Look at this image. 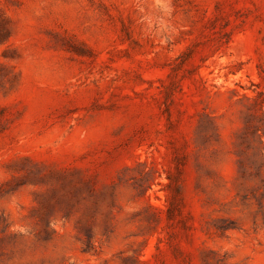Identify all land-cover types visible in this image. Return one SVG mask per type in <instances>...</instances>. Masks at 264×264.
I'll return each instance as SVG.
<instances>
[{"label":"rangeland","instance_id":"374dc122","mask_svg":"<svg viewBox=\"0 0 264 264\" xmlns=\"http://www.w3.org/2000/svg\"><path fill=\"white\" fill-rule=\"evenodd\" d=\"M0 264H264V0H0Z\"/></svg>","mask_w":264,"mask_h":264}]
</instances>
